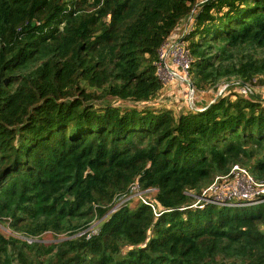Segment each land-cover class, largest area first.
Wrapping results in <instances>:
<instances>
[{
	"label": "trees",
	"instance_id": "obj_1",
	"mask_svg": "<svg viewBox=\"0 0 264 264\" xmlns=\"http://www.w3.org/2000/svg\"><path fill=\"white\" fill-rule=\"evenodd\" d=\"M190 17L198 91L264 84V0H0V264H264V201L192 206L236 164L264 183V97L154 102ZM135 184L154 207H116Z\"/></svg>",
	"mask_w": 264,
	"mask_h": 264
},
{
	"label": "built area",
	"instance_id": "obj_2",
	"mask_svg": "<svg viewBox=\"0 0 264 264\" xmlns=\"http://www.w3.org/2000/svg\"><path fill=\"white\" fill-rule=\"evenodd\" d=\"M192 24L193 17H190L185 23L181 24L182 26L184 25V30L178 37H173L177 29L174 31L171 38L160 50L156 65L157 73L164 85H179V83H181V87L185 89L189 97V109L198 110L199 106H196L197 104L194 101L198 90L195 87L194 89H190V82H192L191 66L193 58L188 47V42L184 39L186 34L191 30ZM259 86L260 85L257 83H247L237 80L232 83H224L217 95L219 93L221 95L223 92L227 91L229 87H234L235 91H238L245 96L250 94L254 95L259 92ZM217 95L211 101H215ZM134 188L140 190L138 184H135L132 187V191H134ZM259 189L264 190V183L257 182L247 167L236 164L232 167L229 173L217 176L211 184L205 187L202 193L197 196V201L192 206L202 207L204 204L231 207L255 205L264 201V191L261 193ZM155 190V188H149L140 191L151 192ZM128 197L125 199L128 200ZM141 199L145 203L153 206V203L149 202L148 198L141 196Z\"/></svg>",
	"mask_w": 264,
	"mask_h": 264
},
{
	"label": "rangeland",
	"instance_id": "obj_3",
	"mask_svg": "<svg viewBox=\"0 0 264 264\" xmlns=\"http://www.w3.org/2000/svg\"><path fill=\"white\" fill-rule=\"evenodd\" d=\"M259 92H257V94H259L260 96L264 97V84L260 85L258 87ZM218 93L217 90H210L207 92L204 91H200L196 93L195 95V99L194 101L196 102V106H199L200 104H204L207 103L208 101L212 100L213 98H215L216 94ZM155 103L159 102V105H166L170 108H172L176 114H178L179 112H182L184 110H188L189 109V97L187 92L185 91L184 88H182L180 85L178 84H172L170 86H165V89L162 90L160 96L155 99L154 101ZM153 103V102H152ZM123 105H129V104H124ZM263 188V187H260ZM259 191L261 193H263V189H259ZM154 194V192H146V191H140L137 190L136 188H134V191L132 192V194L128 197L129 199L133 198L134 200L132 201V205H134L135 202V198H141V196H144L145 198L148 197H152ZM147 195V196H146ZM126 201V199H124L123 201H120L117 206L121 205L122 203H124ZM200 203V202H198ZM116 206V207H117ZM99 222V221H98ZM96 222L92 228L96 227L97 223ZM91 228V229H92ZM0 230L6 235V236H17V237H22V235L16 231L13 230L10 227H7L6 224H0ZM61 238H63L64 236H60ZM61 238H57L56 236H54L51 232L45 233L41 238L40 241L41 242H46V243H52V242H57L59 239Z\"/></svg>",
	"mask_w": 264,
	"mask_h": 264
},
{
	"label": "crops",
	"instance_id": "obj_4",
	"mask_svg": "<svg viewBox=\"0 0 264 264\" xmlns=\"http://www.w3.org/2000/svg\"><path fill=\"white\" fill-rule=\"evenodd\" d=\"M183 30H184V25L182 26H179V28H177V31L175 32V34L173 35V37H178L182 32H183ZM179 85L180 86H182V84L181 83H179ZM165 89V88H164ZM163 89V90H164Z\"/></svg>",
	"mask_w": 264,
	"mask_h": 264
},
{
	"label": "water",
	"instance_id": "obj_5",
	"mask_svg": "<svg viewBox=\"0 0 264 264\" xmlns=\"http://www.w3.org/2000/svg\"><path fill=\"white\" fill-rule=\"evenodd\" d=\"M190 89H194L193 82H190ZM219 95H220V93L217 95V97H216V98H218V97H219ZM212 102H214V101H211L210 103H212Z\"/></svg>",
	"mask_w": 264,
	"mask_h": 264
}]
</instances>
